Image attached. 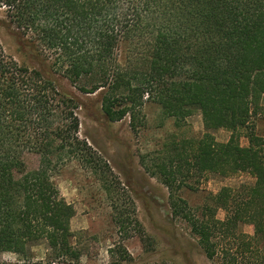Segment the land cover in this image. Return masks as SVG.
<instances>
[{
	"label": "trees",
	"instance_id": "trees-1",
	"mask_svg": "<svg viewBox=\"0 0 264 264\" xmlns=\"http://www.w3.org/2000/svg\"><path fill=\"white\" fill-rule=\"evenodd\" d=\"M0 11L79 94H102L108 122L128 118L136 131L147 103L178 125L199 114L202 138L166 144L152 170L141 165L168 190L170 214L187 224L206 260L264 264V136L256 132L264 0H0ZM78 107L46 72L19 65L0 46V264L4 254L30 259L39 245L48 264L83 258L70 230L75 210L53 182L69 161L101 168L79 138ZM220 130L229 134L225 143L212 135ZM29 154L39 157L36 170H26ZM205 173L246 174L253 183L224 187L192 211L177 193ZM243 225L251 236L240 232ZM108 253L110 264L132 263L121 245Z\"/></svg>",
	"mask_w": 264,
	"mask_h": 264
},
{
	"label": "rangeland",
	"instance_id": "rangeland-1",
	"mask_svg": "<svg viewBox=\"0 0 264 264\" xmlns=\"http://www.w3.org/2000/svg\"><path fill=\"white\" fill-rule=\"evenodd\" d=\"M29 43L28 38H21L7 25L0 11V46L4 54L19 65L43 70L63 92L78 101L79 138L102 162L101 168L94 172L91 167L69 161L53 175L59 194L75 210L70 230L75 235L77 248L83 253L80 264H110L112 259L108 251L115 245L125 248L132 258L131 264H218L206 260L187 224L170 214L168 190L141 165L143 161L146 168L152 170L154 158L166 144L202 138L205 132L199 114L178 125L172 119H164L156 105L147 103L136 131L130 129L128 118L110 123L101 112V93L79 94L61 75L52 71L46 57H36ZM126 55L123 45L118 51L121 64ZM260 106L256 132L264 136V96ZM212 135L218 143H225L229 138L222 130ZM240 143L245 146L246 140L241 139ZM23 162L27 171H33L38 168L39 157L25 155ZM103 163L107 164L108 171L102 169ZM252 183L246 174L218 177L205 173L190 177L187 184L192 190L182 188L177 195L195 211L224 187ZM224 217L222 211L217 212L218 220ZM239 230L248 236L253 234L250 225L240 226ZM47 253L46 246L39 245L31 248L30 259L4 254L1 261L5 264H48Z\"/></svg>",
	"mask_w": 264,
	"mask_h": 264
}]
</instances>
